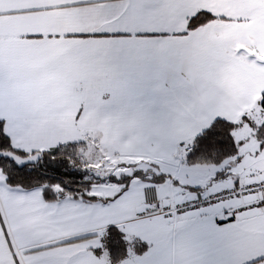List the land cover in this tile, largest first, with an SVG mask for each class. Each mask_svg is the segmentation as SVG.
Instances as JSON below:
<instances>
[{"label":"crops","instance_id":"obj_1","mask_svg":"<svg viewBox=\"0 0 264 264\" xmlns=\"http://www.w3.org/2000/svg\"><path fill=\"white\" fill-rule=\"evenodd\" d=\"M200 11L215 19L187 31ZM263 21L264 0H0V121L13 148L41 153L93 137L110 172V161L147 158L120 142L153 145L169 176L51 203L3 179L0 264H111L113 226L129 245L118 264H264L262 203L240 215L228 202L168 220L137 216L149 186L160 201L181 202L252 180L233 172L240 157L221 168L182 159L213 120H240L264 94L248 51L263 40ZM100 92L104 101L90 102ZM135 239L147 245L141 255Z\"/></svg>","mask_w":264,"mask_h":264},{"label":"trees","instance_id":"obj_2","mask_svg":"<svg viewBox=\"0 0 264 264\" xmlns=\"http://www.w3.org/2000/svg\"><path fill=\"white\" fill-rule=\"evenodd\" d=\"M215 17L206 12H197L187 20V31H192ZM259 108L264 118V94L259 99ZM242 121H248L243 116ZM241 123L230 122L216 118L201 133L196 135L185 153L182 163L186 166H219L227 159L238 153L239 143L235 141L233 132ZM256 128V137L260 142V149H264V121ZM84 144L80 142L65 143L41 152V158L36 165L16 167L7 159L0 158V173L4 182L10 186L24 191L37 189L41 192L45 202H56L63 199H77L85 202L94 201L89 195L94 185L100 183H114L123 185V189L132 179H139L158 185L169 179V176L157 173L151 169L135 171L131 175L115 178L113 176L100 178L89 169L81 153ZM0 153H13L26 157V154L13 148L8 135L4 131L3 122L0 121ZM105 245L107 256L111 264L122 262L128 253V244L118 227H109L106 231ZM136 255L143 254L147 245L135 239L131 243Z\"/></svg>","mask_w":264,"mask_h":264},{"label":"rangeland","instance_id":"obj_3","mask_svg":"<svg viewBox=\"0 0 264 264\" xmlns=\"http://www.w3.org/2000/svg\"><path fill=\"white\" fill-rule=\"evenodd\" d=\"M259 39H261L260 44L257 45L256 47L249 48L248 51L251 60V65L255 68L258 74H264V30H263V40H262V36L261 38L259 37ZM102 93L100 92L99 95L90 96L91 99L90 102L104 101L103 98L101 99V96L103 95ZM102 97H104V95ZM245 116H248L249 120L242 121L240 119L236 121L237 123H241V125H239V127L233 132L235 141L239 143L238 153L236 156L231 157L226 161L231 160L230 162L234 163L236 162L237 158L240 157V161L232 167L233 172H237L239 175H243L245 177H251L252 179H256V178L264 177V149L263 150L260 149V142L256 137V133H255L256 131L255 127H257L264 121L261 110L259 108V104L257 103L253 107V110L248 112V114ZM123 131L124 129L120 134V139L122 138V135H124ZM97 147L98 146L97 144H95L94 138L91 137L88 142L84 143V147L83 149H81V151L84 152L85 154L81 153V155L83 156L85 161L88 162V165L91 166L89 167L90 171L95 176L100 178H106L110 176H113L115 178H120L122 176L131 175L135 171H139V170L145 171L148 169H151L152 171L157 173H161V171H163V168L167 167V161L165 159L159 158L158 150H156V148L153 145L151 146L152 147L151 149H146L145 146L143 148L138 146L137 150L134 149L129 150L126 144L120 142L119 147L125 149L124 151H127L128 154L129 152H132L138 154L139 157H147V158H138L136 161L130 159L129 160L123 159V161L117 160L118 161V162L116 161L117 164L110 161L108 167L109 170L111 171L109 172L108 170L99 168L98 165L99 150ZM87 154L89 155L86 158L85 156ZM109 155L111 156L112 154ZM148 158L151 160H149ZM121 162L122 164L119 165L118 163ZM223 164H221L218 168H221V166H225V163ZM155 165L158 166V169L156 168ZM121 166L122 168H118ZM212 168H217V167L215 166ZM180 176H183V174H181ZM2 181H3V176L0 173V184H2ZM121 187H123V185H119V184L114 185L113 183H100L99 185H94L92 187V190L89 192V195H99V194L112 195L118 192L119 188Z\"/></svg>","mask_w":264,"mask_h":264},{"label":"built area","instance_id":"obj_4","mask_svg":"<svg viewBox=\"0 0 264 264\" xmlns=\"http://www.w3.org/2000/svg\"><path fill=\"white\" fill-rule=\"evenodd\" d=\"M155 189L154 186L143 189L145 209L137 215L139 218L156 215L168 220L174 215L198 214L228 202L239 203L234 208V214L240 215L247 210L254 211L261 203L264 204V177L249 180L240 186L231 185L219 191H198L189 200L181 202L160 201Z\"/></svg>","mask_w":264,"mask_h":264},{"label":"water","instance_id":"obj_5","mask_svg":"<svg viewBox=\"0 0 264 264\" xmlns=\"http://www.w3.org/2000/svg\"><path fill=\"white\" fill-rule=\"evenodd\" d=\"M0 158L9 160L18 168H23L25 166L36 165L41 158V153H34L26 157H21L13 153H0Z\"/></svg>","mask_w":264,"mask_h":264}]
</instances>
